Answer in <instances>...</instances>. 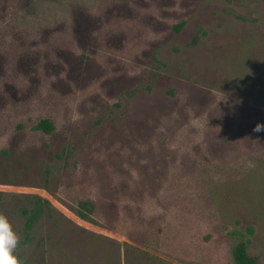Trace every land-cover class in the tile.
<instances>
[{
    "label": "rangeland",
    "instance_id": "1",
    "mask_svg": "<svg viewBox=\"0 0 264 264\" xmlns=\"http://www.w3.org/2000/svg\"><path fill=\"white\" fill-rule=\"evenodd\" d=\"M258 122L264 0H0V213L23 264H235L241 239L264 264Z\"/></svg>",
    "mask_w": 264,
    "mask_h": 264
},
{
    "label": "clouds",
    "instance_id": "2",
    "mask_svg": "<svg viewBox=\"0 0 264 264\" xmlns=\"http://www.w3.org/2000/svg\"><path fill=\"white\" fill-rule=\"evenodd\" d=\"M264 131V123L258 122L253 132ZM19 235L7 215L0 213V264H23L17 255Z\"/></svg>",
    "mask_w": 264,
    "mask_h": 264
},
{
    "label": "trees",
    "instance_id": "3",
    "mask_svg": "<svg viewBox=\"0 0 264 264\" xmlns=\"http://www.w3.org/2000/svg\"><path fill=\"white\" fill-rule=\"evenodd\" d=\"M38 129H44L49 132L52 130L51 124L42 120L37 126ZM45 201L48 200L46 198ZM86 204H84L85 206ZM42 211V206L40 204L36 205L33 209H24V213L27 216L26 227L31 229L33 223L40 217ZM250 239H241L233 247V259L235 264H261L258 260L249 253L248 244Z\"/></svg>",
    "mask_w": 264,
    "mask_h": 264
}]
</instances>
